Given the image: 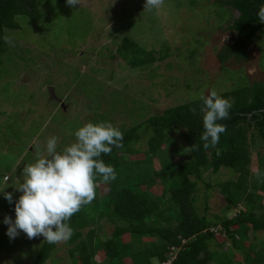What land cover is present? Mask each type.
Returning a JSON list of instances; mask_svg holds the SVG:
<instances>
[{"label": "rangeland", "instance_id": "rangeland-1", "mask_svg": "<svg viewBox=\"0 0 264 264\" xmlns=\"http://www.w3.org/2000/svg\"><path fill=\"white\" fill-rule=\"evenodd\" d=\"M178 1L180 9L168 0L159 9H145V0H81L75 8L66 0H36L41 21L20 16L16 19L20 29L5 32L10 43L0 66V192H12L14 200L10 204L0 193V264H34L45 242L43 236L28 238L22 231L10 239L3 221L6 216L15 219V202L22 195L16 187L24 179L23 170L47 155L50 137H58L57 150L62 152L76 142L75 132L87 123H111L127 130L212 91L222 96L242 85L245 76L264 82V30L249 49L248 63L230 61L223 66L218 55L235 39L227 30L229 9L215 5V0H197L195 5L192 0ZM125 38L157 56L168 50L169 56L164 62L132 69L118 52ZM49 88L59 102L51 98ZM182 132L170 131L168 138L187 152ZM141 136L137 147L142 154L132 160L144 159L149 135ZM251 151L253 158L257 152L264 155V145L258 142ZM189 156L186 153L185 158ZM154 168L160 170L158 160ZM257 169L254 159L251 172ZM202 178L200 213L204 214L208 198L210 217H234L239 211L227 207L216 187L235 179L231 172L223 169ZM205 183L215 187L206 191ZM96 188L101 196L108 192L106 185ZM162 191L160 184L152 189L156 195ZM99 226L104 240L115 228L106 221ZM261 239L264 232L258 233ZM71 249L68 240L57 243L46 264H74Z\"/></svg>", "mask_w": 264, "mask_h": 264}, {"label": "trees", "instance_id": "trees-1", "mask_svg": "<svg viewBox=\"0 0 264 264\" xmlns=\"http://www.w3.org/2000/svg\"><path fill=\"white\" fill-rule=\"evenodd\" d=\"M168 1L181 8L178 0ZM214 4L229 9L227 30L235 34L233 42L219 53L220 63H248L249 49L264 30L257 17L264 0H215ZM20 16L40 22L42 12L36 0H0V66L1 56L8 51L5 32L20 29L16 20ZM118 52L132 69L164 62L169 56L168 50L157 56L128 38ZM242 82L221 96L232 108L228 119L218 121L227 130L214 147L205 149L200 139L205 131L202 99L168 108L122 130L123 147L113 146L110 154L100 157L114 167L116 179L103 182L98 176L97 184L106 185L108 192L101 196L96 188L95 199L69 222L73 234L68 244L74 264H264V239L258 241V233L264 232V155L257 152L253 158L251 151L258 142L264 145V82H251L246 76ZM175 129L183 130L187 152L168 138V132ZM141 133L149 135L144 159L132 160L142 154L137 147ZM175 157L178 162L173 161ZM254 159L255 174L251 172ZM155 160L160 163L158 171ZM223 169L235 177L216 185L227 207L239 211L232 218L210 217L208 198L204 214L197 206L203 175H218ZM159 184L163 191L156 195L152 189ZM214 187L206 184L205 190ZM101 221L115 227L105 240L99 236ZM55 249L56 244L45 240L34 264H46Z\"/></svg>", "mask_w": 264, "mask_h": 264}, {"label": "clouds", "instance_id": "clouds-1", "mask_svg": "<svg viewBox=\"0 0 264 264\" xmlns=\"http://www.w3.org/2000/svg\"><path fill=\"white\" fill-rule=\"evenodd\" d=\"M75 8L81 0H66ZM163 0H145V9H159ZM258 22L264 24V5L257 13ZM6 42L10 43V41ZM203 127L200 136L205 149L220 142L226 125L218 123L229 118L231 102L212 91L201 97ZM76 142L62 152L57 150L58 137H50L46 144V156H40L34 164L26 165L23 181L16 187L22 193L15 202V219L6 216L7 235L15 239L22 231L28 238L43 236L49 244L67 241L73 234L70 220L84 205L96 197L97 177L103 182L116 179L113 166L100 159L110 154L113 146L123 147V132L111 123H87L76 132ZM11 204L12 192L4 193Z\"/></svg>", "mask_w": 264, "mask_h": 264}, {"label": "water", "instance_id": "water-1", "mask_svg": "<svg viewBox=\"0 0 264 264\" xmlns=\"http://www.w3.org/2000/svg\"><path fill=\"white\" fill-rule=\"evenodd\" d=\"M49 93H50V96H51L52 99H54V100H56L58 102L60 101L59 99H57L53 88H49Z\"/></svg>", "mask_w": 264, "mask_h": 264}]
</instances>
